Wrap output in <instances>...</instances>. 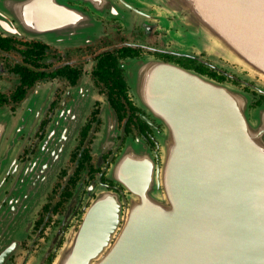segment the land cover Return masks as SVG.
I'll use <instances>...</instances> for the list:
<instances>
[{"label": "water", "instance_id": "obj_1", "mask_svg": "<svg viewBox=\"0 0 264 264\" xmlns=\"http://www.w3.org/2000/svg\"><path fill=\"white\" fill-rule=\"evenodd\" d=\"M153 1L175 15L174 2ZM181 1L197 10V35L216 58L264 80V0ZM181 23L178 45L190 34L185 17ZM146 67L138 101L167 126L162 165L154 170L130 150L135 161L126 179L134 196L123 223L112 200H102L56 264H264V105L250 115V96L230 83L155 59ZM28 110L15 124L0 109L10 118L0 117V178L14 176L0 212V264L15 244L8 235L33 219L80 126L76 116L65 128L56 122L21 162L14 146Z\"/></svg>", "mask_w": 264, "mask_h": 264}, {"label": "flooded vegetation", "instance_id": "obj_2", "mask_svg": "<svg viewBox=\"0 0 264 264\" xmlns=\"http://www.w3.org/2000/svg\"><path fill=\"white\" fill-rule=\"evenodd\" d=\"M128 1L0 0V109L24 114L37 99L15 142L17 159H30L56 122L60 129L74 116L80 120L68 159L33 219L8 235L15 244L3 264H56L102 200H112L122 224L134 196L126 179L135 161L130 150L154 170L161 167L164 122L134 95L129 61L151 57L230 83L250 96V115L264 105L262 78L206 52L180 53L173 38L182 30L180 17L155 1ZM13 178H0V212Z\"/></svg>", "mask_w": 264, "mask_h": 264}, {"label": "rangeland", "instance_id": "obj_3", "mask_svg": "<svg viewBox=\"0 0 264 264\" xmlns=\"http://www.w3.org/2000/svg\"><path fill=\"white\" fill-rule=\"evenodd\" d=\"M127 2H129L128 0H126ZM149 1H153V0H149ZM172 2H174L173 4H169L174 6V11L175 14H177L180 19L182 20L183 17L186 18L188 25L190 26V34L186 36L185 38V42L180 43V45L176 44V49L182 53L184 52V48L187 46H190L189 48H191L192 52H196L198 53V49L200 48H204L207 49L206 51H199V52H206L207 56L209 59L211 60H217L216 55L214 54V52H212L211 50V46L208 45H204L202 44L203 40L201 39V36L197 35L198 34V23H197V18H196V14H197V10L196 9H191L188 8V6H184V8L182 7V1L181 0H170ZM118 11L121 15H123V18L126 20H133V16L132 14L128 13V11L123 10V8H118ZM173 38L175 39V42L178 43L180 38H183L182 35L179 34L177 36L173 35ZM184 40V39H183ZM188 48V49H189ZM188 51V50H187ZM151 57H146L143 59H139V60H131L129 61V65L127 67V78L129 81V85L132 88V91L134 93V95L136 96L137 99H139L140 97L144 96V94L142 93V83L145 81L146 79V74H147V67H146V62L150 61ZM148 60V61H147ZM157 60V59H155ZM160 61V60H159ZM164 62V61H163ZM144 86V85H143ZM39 92H44V88H40ZM36 98H33V100H29L25 106V110L35 106L34 101L36 102ZM141 104L147 108V110L151 111L150 107L148 106L147 102H143L141 101ZM5 112H9L11 115V121L10 118L7 114L5 113H0V117L6 119L7 121H10L12 123L15 124H19V120H21V122H23V118L20 119L21 115L17 114L16 116L13 115L9 110H5L3 109ZM24 110V111H25ZM154 117L158 118V119H162L161 117L155 116ZM13 120V121H12ZM163 120V119H162ZM9 122L8 126L11 124ZM164 122V130L167 129V126ZM165 132V131H164ZM9 139H13V138H9ZM165 140V134L163 133L161 136V142H163ZM2 144L0 145V160H2L5 152L2 151ZM9 153V150L7 151V155ZM2 167L1 162H0V168Z\"/></svg>", "mask_w": 264, "mask_h": 264}]
</instances>
